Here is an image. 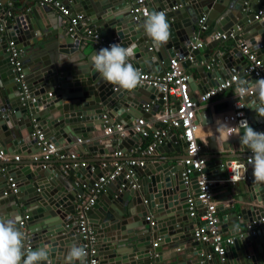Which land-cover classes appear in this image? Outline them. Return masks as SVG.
<instances>
[{"label": "water", "instance_id": "water-1", "mask_svg": "<svg viewBox=\"0 0 264 264\" xmlns=\"http://www.w3.org/2000/svg\"><path fill=\"white\" fill-rule=\"evenodd\" d=\"M58 1L67 9L69 2L77 4V10H68V18L74 17L75 13H82L83 19H89L94 24L92 31L103 40H114L125 47L134 44L136 55L130 62L137 69L157 76L168 70L171 59L180 60L184 70L187 69V64L183 60L187 57H192L193 64L199 61V53L205 46L199 43L198 47L192 49L197 44L193 33L197 28L196 22L202 15H207L212 3L222 5L226 10L232 5L233 11L229 10V13L233 19L227 17V12L219 10L218 14L217 7H213V13L222 15L220 19L226 18L225 21L231 23L228 33L239 30V36L233 37L235 43L242 41L264 62V0H159L156 9L166 13L171 31L169 42L160 48H156L145 34L141 27L144 20H133L130 10L134 3L111 0L103 3L102 9L98 10L94 0ZM13 2L15 0H0V9H6V4ZM176 7L178 8L175 9ZM45 10V7L35 5L29 12L9 16L4 24L8 33L0 37V150L4 143H10L11 149L2 150L12 155L22 154L31 147L36 148L35 140L30 136L33 131H38L57 147L64 143L73 145L79 137L89 141L92 133L96 132L94 127L98 131L110 128L114 134L112 139L108 143L101 138L91 141L90 147L85 151L80 147L79 154L108 157L115 152L126 153L131 148L135 149L140 137L130 128L131 121L147 117L144 108L148 102H155V109L162 106V95L143 84L133 91H127L104 81L95 73L91 64L94 48L89 53L85 52V45H79L80 37H71L65 33L66 27L61 36L55 35L52 40L45 34L47 24L44 19L45 14H48ZM118 10H123V15H116ZM101 11L105 12V18L93 20L94 13ZM259 11L263 15L256 17ZM2 15L3 11L0 10V19ZM216 29V33H221L220 24ZM9 39L22 51L23 57H27L23 61L25 71L21 67L28 98L26 101H20L19 83L14 80L5 52L6 41ZM215 42L217 44L220 41ZM227 50L222 55L216 52L211 56L214 65L210 72L197 69L199 82L196 84L190 77L189 92L193 93L196 89L200 94L205 93L232 75L242 76L241 71L245 65L243 56L234 47ZM44 56L46 60L43 59ZM79 62L84 64L77 65ZM69 68L72 69L71 74ZM61 73L70 75L61 76ZM8 92L15 95L8 97ZM143 96L147 98L144 99ZM31 98L34 102L30 101ZM246 102L243 99V103ZM230 105L231 102H228L222 112L230 109ZM244 109L251 121L255 111L251 107ZM218 111L214 109L213 114L221 113ZM196 119L195 116V121ZM260 119L257 128V123L252 119V127L257 131H264V118ZM169 137L176 140L170 133ZM211 142L215 145L213 148L212 144L210 146ZM163 145L162 143L160 147ZM206 145L210 152L248 151L240 144L239 137L229 140L225 145L220 142L218 147L216 138L212 136L207 138ZM107 148L111 150L107 151ZM72 152L74 150L66 153L69 155ZM157 152H160L159 148ZM201 153H205L204 148ZM231 158L238 156H219L215 161L209 156L205 158L203 173L208 175L210 168L214 166L220 177L213 180L212 193L218 189L219 179H224L223 169L220 167L222 159ZM111 161V158L91 159L83 161L87 164L84 167L72 166L74 162L70 161L63 171L56 167L54 171L42 169L32 163H2L0 217L21 218L22 224L19 227L26 234L25 249L48 246L49 259L45 264H66L71 246L80 247L76 233L77 207L92 183L111 170L109 165L102 170L96 164ZM171 167L167 164L145 165L136 169L133 176L126 180L120 173L104 187L103 193L98 195L99 199L94 200L85 217L94 237L97 264H203L204 259L206 264H216L208 243H202L205 248L202 251L187 250L190 248L187 243V246L181 245L193 233L192 217L189 216L186 199L189 195L187 187L193 195L197 191L194 179L196 174L193 172L189 183L184 184L180 176L181 167ZM245 175L248 179L242 184L244 194L246 193L247 203L253 206L239 211L240 220L236 219L234 213H231L232 216L229 214V219L233 222L229 231L234 236L230 251L233 248L238 253V264H264V232L258 230L251 235L245 233V227L252 221H264V186L253 183L250 165ZM8 178L15 184V192L5 188ZM102 198L107 200L104 205L100 202ZM196 209L203 211L198 202ZM150 211L153 214L148 217L147 213ZM221 211L222 208L215 209V213ZM146 217L148 220H145ZM224 221L226 218L223 215L217 217V225L221 229ZM127 224H133L131 232ZM199 225L203 226L204 223L199 222ZM240 229L244 230L243 234ZM122 245L126 249H117ZM180 246L183 249H179L182 251L179 255H163V248L167 247L169 250Z\"/></svg>", "mask_w": 264, "mask_h": 264}, {"label": "built area", "instance_id": "built-area-1", "mask_svg": "<svg viewBox=\"0 0 264 264\" xmlns=\"http://www.w3.org/2000/svg\"><path fill=\"white\" fill-rule=\"evenodd\" d=\"M36 5L40 7H48L56 11L62 18L68 22L67 31L68 34L72 36H78L80 38H89L92 41L93 48L95 51H99L101 48L109 47L114 41H105L97 33L90 29L85 28V24L81 23L80 16H74L68 18L69 11L58 0H35ZM144 0H134V6L131 8L130 13L132 14L133 20L144 19V15L148 12L145 6ZM1 10V9H0ZM4 14L10 16L9 12H3ZM263 13L261 11L257 12L256 17H261ZM0 19V34L6 33L4 24ZM204 18L201 17L197 22V34L203 33L205 31V26L203 24ZM81 24V32L76 29L78 25ZM196 38V37H195ZM233 39L232 32L230 33H214L209 36L210 41H226L228 39ZM199 41L197 44L192 46L195 49L199 46ZM234 48L243 56L245 65L243 67L242 76L238 77L236 75L230 76L228 79L220 81L214 87L210 88L207 92L199 94L196 98H193L188 90L189 76L186 74L185 70L181 66V61L178 59H171L168 63V70L164 72L161 76L152 75L137 69L142 76L143 85L150 86L158 93L162 95V101H167L169 98L174 100V105L172 108H167L164 113H162L158 122L160 128L149 127L142 117H138L132 124L130 128L133 133L139 135V140H147V143L143 146L137 145L136 157L127 158L126 160H120L122 157L121 152H115L110 156L111 162L103 164V167L109 165L111 170L105 173L103 176L97 178L90 186L87 192L86 199H84L77 207L76 211V233L79 236L80 247L86 252V257L84 264H97L96 248L94 237L90 231L89 225L85 217L86 211L93 205L94 200L98 197L104 187L109 185L120 173L123 174V179H129L133 176L136 169H140L144 166V163L139 158H145L152 156L157 147L163 143L165 139L168 138L170 131H175L176 141L183 144L184 155L181 160V180L184 184H188L190 177L193 172H195V183H196V193L193 195H188L186 203L189 208V216L197 217L198 220L204 223L203 226H198L195 231H193V238L200 243H208V247L211 253L216 259V264H226V251L227 247L231 246L233 243L232 237H222L218 225L217 217L215 213V204L212 199L211 186L214 181H212L207 175L203 173V168L206 163V159L201 153L202 146L200 144L202 132L198 123L195 121L196 112L208 104L210 100L222 96L225 91L232 90L235 86L234 81L236 79H244L247 81H254L258 78L264 77V62L258 58L254 51L245 45L242 41L238 40L235 43ZM5 52L10 65L11 73L14 80L19 83L20 87V101H26L27 92L26 87L23 83V75L21 74V61L19 50L16 48L13 41L10 39L6 41ZM192 62V57H187L183 60ZM206 69H210V66H206ZM231 102L230 110L225 113H221L219 120L229 123L232 126L237 125L241 120L246 119L247 115L244 108L237 107V104H244L243 99L238 101L234 93L228 98ZM34 102V99H30ZM146 110V107L144 108ZM145 118V117H143ZM120 130V129H118ZM120 132V131H119ZM112 133L110 128L104 129V136ZM31 138L35 140L36 152L30 155L28 159L30 163L40 166L42 169L48 168L50 161L54 158L61 159L62 155L56 146L47 141L45 137L38 131H33L31 133ZM80 139H76V144H80ZM132 149L129 150L130 153ZM8 153L0 150V158L5 159ZM77 152L67 155L68 163L74 162L72 166H87L82 160L76 159ZM14 163H18V156H11ZM249 158H246L242 163L238 160H227L221 164V168L224 172L225 183L235 184L239 181L248 179L245 175L244 164H248ZM81 162V163H77ZM68 163L65 164L66 169ZM8 188L12 192L15 191V184L10 178L7 179ZM196 202H198L203 211L201 214L197 213ZM148 220V217L145 218ZM21 225V224H20ZM260 227L261 231L264 232V221H252L249 225L245 227V233L254 234L257 232V228ZM152 246H155L153 244Z\"/></svg>", "mask_w": 264, "mask_h": 264}, {"label": "crops", "instance_id": "crops-1", "mask_svg": "<svg viewBox=\"0 0 264 264\" xmlns=\"http://www.w3.org/2000/svg\"><path fill=\"white\" fill-rule=\"evenodd\" d=\"M94 1L98 5V10H100V9H102L101 5H103V3H109L111 0H94ZM121 2H122V0H121ZM123 2H125L126 4L127 3H134V0H123ZM144 2L146 4L145 6L147 7L148 12H157L156 7L158 5L159 0H153V1L144 0ZM111 3L113 5L115 4V2H111ZM35 5H36L35 0H15V2H13L12 4L7 3L6 9L2 8L1 11L5 12V13L9 12L10 16L15 15L14 13L24 14L25 12H29L30 9L35 8ZM212 5L213 6L208 11L207 15H202V17L204 18L203 24L205 26V31L203 33L197 34V28H195L194 32H193L194 36L196 37V40H198L201 44H203L205 46V49L199 53L200 60L195 62L194 64L186 61L187 69L185 70V72L189 77H191V80L193 82H195L196 84L199 82V76L197 73V69L202 68L204 72H206V73L210 72L211 67L214 65L212 62L211 56L216 52H218L220 55H222L228 51L226 48L231 49L235 46V42L233 41L232 38H230L226 41H223V42H219L217 44L215 41H210L209 36L211 34L216 33L215 30H217L216 28H217L218 24H220V28L222 30L221 33H226V32L228 33L229 32L228 29L231 25L230 22L225 21L226 18L220 19L222 15L217 16V13H213L214 12L213 7H217L218 11L220 10L221 12H225V13L227 12L228 13L227 17L233 19V16L231 15V13H229V10L233 11L232 5H231L230 9H228V10L224 9V6L217 5L216 3L215 4L212 3ZM67 6H68V10H70V8H75V10L78 9L77 4H72L71 2H69ZM177 8L178 7H176L175 9H177ZM45 9H46L45 11H47V13H48V14H45L46 17L44 19L45 23L47 24V25H45V28L46 27L47 28L45 29L44 26L43 25L42 26H43V29H45L44 30L45 34L47 36H49V38L52 40L56 36L57 37L61 36L64 33L65 27L67 29L68 22L64 18H61V16L56 11H54L48 7H45ZM49 9H50V11H48ZM220 11L218 12V14L220 13ZM104 13L105 12H102V11L100 13H97V12L94 13L95 19H93V20H97L99 18H105V15H103ZM74 16H80L82 18L81 23L83 22L86 25L85 28L92 30V28L94 27V24L92 23V21H89V19H83L82 13H75ZM7 19H8V16H6V14H4L3 19H2V23L5 24ZM41 24H42V20H41ZM76 29H79L81 32V30H82L81 24L78 25L76 27ZM230 32H232L233 37L239 36V30L230 31ZM7 33H8V31L6 30L5 34H7ZM65 33H68V31L66 30ZM1 36L2 35L0 34V37ZM80 39H81V42L79 43V45H85V52L89 53L91 51V49H93V44H92L91 39H89V38H80ZM111 41H114V40H111ZM56 43H59V41L56 40ZM90 47H92V48H90ZM19 55H20V61L22 64V71H25V65H24L25 62L23 64V61H25V59L27 57H23L24 55H23L22 51H19ZM25 56H27V54ZM207 56H208V59L206 58ZM43 59L46 60V56H44ZM28 64H30V63H28ZM73 64H75V62ZM80 64H84V63L83 62L77 63V65H80ZM206 66H210V69H206ZM70 67H72V66H70ZM69 72L71 74V72H72L71 68H69ZM70 74L69 73H61V76L70 75ZM67 77L69 78V76H67ZM23 79H25V78H23ZM234 88H235V86L232 87V90L225 91L222 96H219L217 98L210 100V102H208V104H206L205 106H203L202 108H200L196 112V115H195L197 117L196 122L198 123L200 130L202 132L200 144H201L202 148L205 149V153L203 154L204 158H207L209 156L210 158H212L213 161H215L216 157H219V156H222V157L223 156H238V158L222 159V163L227 161V160H238V161L243 163L246 158H249L251 156V153L249 151H245V152H237V151H233V150L228 151V152H223V151L210 152V151H207V145H206L207 138H211L212 136L215 137L217 121L219 120L221 113L223 114V113L227 112L228 110H230V109H228L227 111L222 112V110L226 109L228 102H229L228 98L233 94ZM191 94H192L193 98H196L200 93L198 92V90L195 89V91H193V93H191ZM7 95H8V97H13L15 95V93L8 92ZM143 98L146 99L147 96H145V97L143 96ZM150 98H151V96H150ZM173 105H174V100H172L171 98H169L167 101H163L162 106H159L158 109H155L156 108L155 102H152V103L148 102V104L145 106L146 107V110H145L146 115L145 116H147V117H145V118L142 117V119L146 122L147 126H149V127L153 126V127L160 128L161 126L158 122L159 116L162 113H164L167 108H172ZM214 109L219 110L218 112H221V113L213 114ZM251 117L257 123L256 127H255V128H257L259 126L258 122H260V120H261L260 117H257L256 114L251 116ZM247 119L249 121L248 115H247ZM252 119H251V121H249L250 126L253 125ZM135 120L136 119L131 121V124ZM210 122H211V124H208ZM218 123H219V121H218ZM206 124H208V125H206ZM94 128L96 129V132L92 133V137L89 139V141L83 140L82 138L79 137V139L81 140L80 144L75 143L73 145H69V144L64 143L60 147L56 146V148L59 149L60 154L62 155V158L61 159H57V158L52 159L48 165V169L50 171H54L55 170L54 167H56L61 171L65 170L64 166L66 163H68L67 161L69 159L67 157L66 152H69L71 150H74V153L77 152V155H76L77 160H83L85 162H88L91 159L96 160L98 158L110 159V156L98 157V155H96V157H91V155L88 153L79 154V152L81 151L80 147L82 148V150L85 151L87 147H90L91 141H94L96 139L101 138L103 141H106V143H108V141L112 139V135H114L113 133H110L107 136H104V134H103L104 130L98 131L97 127H94ZM88 129H91V128H88ZM89 131H91V130H89ZM121 134L125 136L124 132H122ZM170 134L172 136H174L175 131H170ZM236 138H238V136H233L230 138V140L236 139ZM146 143H147V140L145 139V140H138L136 144L142 146ZM163 144L164 145L162 147H160L161 144L157 147L160 149V152H157V149H156V152L152 156L145 157V158H139V159H141V161L144 163V166L149 165V164L150 165L151 164L152 165H159V166L167 164L168 166H172L171 167L172 169L174 167L180 168L181 167V160L183 159V155H184V150H183L182 144L176 140L173 141L171 137L165 139L163 141ZM211 144H212V142L210 143V146H211ZM213 146H215V145L212 144V148H213ZM175 147H177V149H175ZM6 148L11 149L10 143H4V147H2V149L5 150ZM4 150H2V151H4ZM106 150L110 151L111 149L107 148ZM35 152H36V148L31 147V148H28L26 151H24L22 154H16L13 156L19 157L18 163H25L26 164V163H30V160L28 159V157L30 155H33ZM7 153H8L7 154L8 156H6L5 159L0 158V170H2V166H1L2 163H8V162L14 163L12 161V157H11L12 154L9 152H7ZM136 156H137L136 150L132 149V151L130 153H128V152L123 153L120 160L124 161L127 158L136 157ZM103 164L105 165L106 163L98 162L96 165L103 170L104 169ZM92 165H94V164H91V166ZM30 167H32V166H30ZM247 170H248V164H244L243 172L247 171ZM222 176H224V172L222 173ZM207 177H209L212 181L213 180L215 181L218 178H220L218 172L215 171L214 166H212L210 168V173H208ZM244 181L245 180L239 181V182L232 185L230 183L223 182L222 179H219V182L217 183L218 189L212 193V199H213V202L215 204V209L216 208H222L221 212H216V217H218L219 215H223L226 218V221L223 222L224 227H222V229L220 227H218L219 232H220L222 237H232V238L234 237V236L230 235V231H229V228H231L230 226L233 223L229 219V214L231 215V213H234L236 216V219L240 220L239 211L246 210V207H248V206H253V205H251V203H247L248 201L246 199V193L244 194V189L242 186V184L245 183ZM5 188H8V183L5 184ZM15 191H16V186H15ZM187 191H188L187 193L189 195L193 194L192 191L189 189V187H187ZM102 193H103V191L100 192V194H102ZM86 195H87V192L84 193L83 200L86 199ZM99 197L100 196H98L97 198L99 199ZM100 202L102 205H104V204H106L107 200L105 198H102V200H100ZM218 205L220 207H217ZM156 208L159 209L158 206H156ZM197 213L201 214V211L197 210ZM152 214H153L152 211L147 213L148 217H149V215L151 216ZM191 221H192L193 231H195L197 229V227L199 226L200 221L198 220L197 217H193L191 219ZM132 225L127 224L129 232H131V228L133 227ZM240 230L242 231V234H243L244 230H242V229H240ZM257 230H261V228L258 227ZM133 231L135 232V230H132V232ZM186 243L190 247L187 250L192 249V250H201L202 251L203 249H205V248H203L202 243L197 242L193 238L192 235L189 236V239L185 243H181V245L185 244V246H187ZM230 247H232V246L227 247V251H226V264H228V262L238 264V262H239L238 253L233 248L230 251ZM122 248L126 249L125 245H122V246L118 247L117 249L121 250ZM179 249H183V246H180V248H173V249H169V250L167 247H165V248H163V255L166 257L169 254H173L174 256L179 255L180 253H182V251ZM128 250L130 251V248ZM215 263H217V262L215 261ZM203 264H206V259H204Z\"/></svg>", "mask_w": 264, "mask_h": 264}, {"label": "clouds", "instance_id": "clouds-1", "mask_svg": "<svg viewBox=\"0 0 264 264\" xmlns=\"http://www.w3.org/2000/svg\"><path fill=\"white\" fill-rule=\"evenodd\" d=\"M116 15H123V10H118ZM141 27L156 48L166 45L170 40V24L163 11L146 12ZM135 48L134 44L125 47L113 43L95 51L90 58L93 70L113 86L127 91L135 90L143 83L141 73L130 62L136 55ZM234 83L233 93L238 101H247L238 103L237 107H251L257 117L264 118V77L254 81L236 79ZM218 121L215 135L218 147L221 141L225 145L231 137L238 136L240 144L251 153L248 163L252 169L253 183L264 186V131L255 130L246 119L235 126ZM20 224L22 220L19 216L0 217V264H45L49 259L48 246L25 249L26 234L20 230ZM85 257L83 248L72 245L66 264H84Z\"/></svg>", "mask_w": 264, "mask_h": 264}, {"label": "trees", "instance_id": "trees-1", "mask_svg": "<svg viewBox=\"0 0 264 264\" xmlns=\"http://www.w3.org/2000/svg\"><path fill=\"white\" fill-rule=\"evenodd\" d=\"M226 49H229V48H226ZM143 146V145H142Z\"/></svg>", "mask_w": 264, "mask_h": 264}]
</instances>
